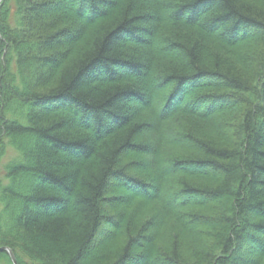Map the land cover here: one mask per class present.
Listing matches in <instances>:
<instances>
[{"label": "trees", "instance_id": "16d2710c", "mask_svg": "<svg viewBox=\"0 0 264 264\" xmlns=\"http://www.w3.org/2000/svg\"><path fill=\"white\" fill-rule=\"evenodd\" d=\"M0 246L264 264V0H0Z\"/></svg>", "mask_w": 264, "mask_h": 264}, {"label": "water", "instance_id": "95a60500", "mask_svg": "<svg viewBox=\"0 0 264 264\" xmlns=\"http://www.w3.org/2000/svg\"><path fill=\"white\" fill-rule=\"evenodd\" d=\"M3 250H5V251L8 252V254L10 255V257H11V259L13 261V264H18V261H17V258L15 256V253H14V251L10 247H8V246H1L0 247V251H3Z\"/></svg>", "mask_w": 264, "mask_h": 264}, {"label": "rangeland", "instance_id": "374dc122", "mask_svg": "<svg viewBox=\"0 0 264 264\" xmlns=\"http://www.w3.org/2000/svg\"><path fill=\"white\" fill-rule=\"evenodd\" d=\"M126 194L129 195V192H126ZM3 251H5V250H3ZM0 264H9V261L7 258H4V259L0 260Z\"/></svg>", "mask_w": 264, "mask_h": 264}]
</instances>
